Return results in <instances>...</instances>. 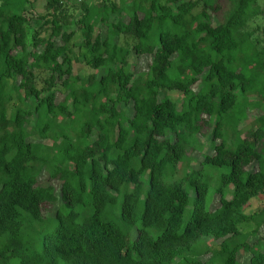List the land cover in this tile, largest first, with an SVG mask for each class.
Listing matches in <instances>:
<instances>
[{
  "label": "trees",
  "instance_id": "1",
  "mask_svg": "<svg viewBox=\"0 0 264 264\" xmlns=\"http://www.w3.org/2000/svg\"><path fill=\"white\" fill-rule=\"evenodd\" d=\"M227 2L215 26L219 0H48L33 30L31 0H0V264H204L203 252L206 264H240L241 251L264 264L241 229L264 226V209L245 212L264 198V114L239 128L264 109V24L250 27L264 10ZM82 52L86 76L74 69ZM133 55L152 58L145 73ZM35 71L48 75L42 87ZM166 92L181 93L182 108ZM205 129L215 154L188 173Z\"/></svg>",
  "mask_w": 264,
  "mask_h": 264
},
{
  "label": "rangeland",
  "instance_id": "2",
  "mask_svg": "<svg viewBox=\"0 0 264 264\" xmlns=\"http://www.w3.org/2000/svg\"><path fill=\"white\" fill-rule=\"evenodd\" d=\"M32 4L29 5V17H30V22H31V28L33 30H38L41 28V26L43 25V21L40 20L39 15L43 14L45 11V6L47 4L48 0H31ZM165 1V0H164ZM66 2L69 4L68 0H66ZM112 3L117 4L118 6L121 5L120 0H94L92 2L91 5L100 7L102 5H111ZM219 12L213 15V22L214 25H219L223 22L224 16H226L227 11L229 10V3L227 2V0H219ZM71 5V4H70ZM258 5L264 10V0H258ZM197 12H200V8L197 10ZM116 18H119L121 20H127V14L124 11H120L119 13H117V15L115 16ZM116 20V19H115ZM264 24V19L263 18H259L258 20L254 21V23L250 26L251 29H255L256 26H263ZM101 29V27H100ZM103 30L102 32H105V28L101 29ZM80 32L78 33V36L75 37L74 42H78L80 40ZM258 38L262 39L263 36L259 33L257 35ZM31 38L29 39L30 42ZM60 44V43H59ZM83 54V55H82ZM84 52H82L80 54V62H77L74 64V69L76 74L80 75V76H86L88 74H90L89 69L87 68V66L85 64L82 63L83 57H84ZM152 61L151 57L148 56H142V57H136V56H131L130 59V63L133 66V70L137 73H145L148 70V67L150 66ZM35 74L37 76V80H38V86L42 87L43 85V81L45 78L48 77L47 73L45 72H38L35 71ZM202 88V84L199 82L197 85H195L193 87V91L195 93L199 92ZM166 96L168 98H170L172 101H175L178 104L179 108H182V103L184 101V96L181 93L178 92H166L165 93ZM66 94L64 93H58V98H57V102L60 103L64 100ZM129 115H131V112H128ZM264 114V109L263 110H259V109H255V110H249L247 113V118L242 122V124L240 125V130H250L254 127H256V120L261 117ZM211 129H205L203 132L206 133V136H198V141L200 143L201 148L198 149L197 151L191 153L189 156H191L192 158V162L191 165L188 169V173H191V171H195V170H200L202 168L201 163L203 161V157L204 155H211L213 156L215 153L212 149V143H211V139H212V135L211 133ZM32 141L34 142H42L40 140L39 136H33ZM220 141L217 142V144H219ZM52 144V143H50ZM180 168V167H179ZM248 170H257L256 169V165H252L248 168ZM224 172H228V169H225ZM183 173L182 172H178L177 174H175L173 176L174 179H178V178H182ZM220 176V172H215V181L213 182L211 189L206 197V206L207 209H209L210 211H215L216 209L219 208L220 206V197L215 194L214 190L218 185V179ZM148 176H144L143 180L145 182H147ZM214 179V178H213ZM42 185L47 186L49 185L47 183L48 180V175L44 172L40 178ZM52 185L55 187L57 194H59L60 188H61V183L60 182H53ZM147 188V185H145V189ZM232 194H233V187H229L228 191L226 192V199H231L232 198ZM60 204V202L58 203V205ZM264 209V198L261 199H254L251 202L250 207H248L246 209V214L247 215H252L254 213L260 212L261 210ZM54 209L51 206H45L44 207V213L45 214H53ZM116 213L118 215L119 213V205L116 207ZM192 211V206L189 205L187 207L186 210V214H185V222L187 221L190 213ZM116 215V216H117ZM257 224L255 222H251L249 224H244L241 229L242 232L248 236V243L251 245H257V243H260V247H256V248H260V249H264V226H262L257 234H255V230L257 229ZM136 229H134L132 231V234L130 236V240H134L133 238H135L136 236ZM156 235V233H155ZM206 245L207 246H215L219 243H221V241H214V240H210L207 239L205 240ZM205 244H203L200 247V252L205 249L206 247ZM258 246V245H257ZM250 254L246 253L245 251H241L239 253L238 256V261L240 264H249L250 262ZM211 259V253L209 254H204V252L198 257V261L206 264L209 262V260ZM176 264H180V262H177Z\"/></svg>",
  "mask_w": 264,
  "mask_h": 264
},
{
  "label": "built area",
  "instance_id": "3",
  "mask_svg": "<svg viewBox=\"0 0 264 264\" xmlns=\"http://www.w3.org/2000/svg\"><path fill=\"white\" fill-rule=\"evenodd\" d=\"M68 2L71 4L82 5V4H90L93 2V0H68Z\"/></svg>",
  "mask_w": 264,
  "mask_h": 264
}]
</instances>
